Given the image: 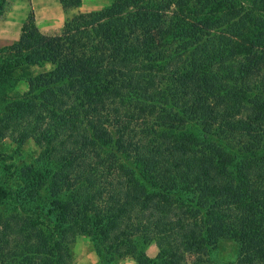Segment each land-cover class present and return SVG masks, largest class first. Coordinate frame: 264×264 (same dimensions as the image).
Wrapping results in <instances>:
<instances>
[{
	"label": "trees",
	"instance_id": "1",
	"mask_svg": "<svg viewBox=\"0 0 264 264\" xmlns=\"http://www.w3.org/2000/svg\"><path fill=\"white\" fill-rule=\"evenodd\" d=\"M111 1L0 49V264H264V0Z\"/></svg>",
	"mask_w": 264,
	"mask_h": 264
},
{
	"label": "rangeland",
	"instance_id": "2",
	"mask_svg": "<svg viewBox=\"0 0 264 264\" xmlns=\"http://www.w3.org/2000/svg\"><path fill=\"white\" fill-rule=\"evenodd\" d=\"M14 37L17 42L19 38L17 37L18 34H20V28L19 22L20 19L26 17V14H22L23 9H18L17 3H20L19 1L14 0ZM111 0H81V4L79 6H73L68 11H72L74 13L70 17H67L65 21H63V26L61 28L55 27V28H42L39 29L44 35L47 36H59L62 33V30L66 24V22L71 19L72 17H75L79 15V10H89V11H95L100 10L102 8H105L111 4ZM6 7V4H5ZM26 8V7H25ZM3 15V13L1 14ZM25 15V16H24ZM28 20V24H37L36 17L33 15L32 11H30L26 17ZM43 19V17H42ZM14 38V39H15ZM8 47V46H7ZM5 48V47H4ZM2 49V47L0 48ZM14 54V50L11 51V55ZM36 71H39V68H35ZM14 75V73H13ZM17 81V80H15ZM10 83L13 84L14 87V77L10 79ZM17 86L21 89H26L27 85L23 80H19L17 83ZM39 149L37 146L30 141L28 144L24 145L22 149L20 150L18 148V144L14 142L11 138H0V174H4L1 170L4 169V166H12V179L14 180V170L19 173L18 166L25 165V167L30 166V162L38 155ZM16 174V173H15ZM142 249L145 251L146 255L150 259L157 260L158 259V253L159 248L157 246L156 240H148L145 241L143 244ZM73 250V264H103L101 258L98 255L97 246L92 241L90 236L87 235H78L72 245ZM235 247L228 244V247L221 249L219 252H215L216 259L219 263L225 262V260L231 259L235 255ZM196 260L199 262V264H209L205 263V258L196 259V257L188 256V260H186V264H195ZM119 264H137V261L135 258H133L131 255H128L124 257V259L119 261Z\"/></svg>",
	"mask_w": 264,
	"mask_h": 264
},
{
	"label": "crops",
	"instance_id": "3",
	"mask_svg": "<svg viewBox=\"0 0 264 264\" xmlns=\"http://www.w3.org/2000/svg\"><path fill=\"white\" fill-rule=\"evenodd\" d=\"M18 9H23L22 14H26V17L30 11L36 17V27L42 28H61L63 26V21L67 17H70L74 13L68 11L62 4L60 0H16ZM14 0H7L6 7L3 15H0V48H4L14 44L16 38L14 37ZM26 7V8H25ZM70 9V8H69ZM82 13L90 12L89 10H79ZM25 16V15H24ZM26 17L20 19L19 28L20 34L18 38L20 39L24 25L27 24ZM43 17V19H42ZM15 38V39H14Z\"/></svg>",
	"mask_w": 264,
	"mask_h": 264
}]
</instances>
